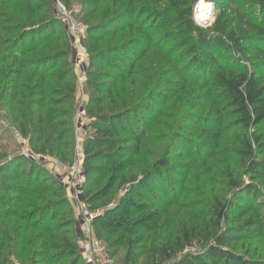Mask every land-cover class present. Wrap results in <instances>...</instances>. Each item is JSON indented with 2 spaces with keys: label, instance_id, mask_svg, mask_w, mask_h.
<instances>
[{
  "label": "trees",
  "instance_id": "16d2710c",
  "mask_svg": "<svg viewBox=\"0 0 264 264\" xmlns=\"http://www.w3.org/2000/svg\"><path fill=\"white\" fill-rule=\"evenodd\" d=\"M206 1L217 13L201 27L198 0H76L92 129L83 203L103 210L91 224L113 264H264L236 249L264 240V0ZM60 24L52 0H0V111L34 154L73 164L78 81ZM181 143L211 183L214 165L226 172L230 198L176 228ZM43 175L31 157L0 151V264H86L68 192ZM194 241L204 244L185 251Z\"/></svg>",
  "mask_w": 264,
  "mask_h": 264
},
{
  "label": "rangeland",
  "instance_id": "374dc122",
  "mask_svg": "<svg viewBox=\"0 0 264 264\" xmlns=\"http://www.w3.org/2000/svg\"><path fill=\"white\" fill-rule=\"evenodd\" d=\"M206 1V0H204ZM198 2L194 5L192 9V17H194L195 8L197 7ZM52 4L54 7V12L57 15L58 7L62 8L64 15L60 18L58 15L57 17L61 20L62 24L58 26L61 33H66L69 41H70V49L68 53V59L73 67L74 75L77 79H79V84L76 86V111L74 114V129L75 133L77 134L74 138V145H75V152L77 149L82 150V145L84 142V136H87L92 133V129L88 127V118L84 114L85 105L89 96L90 88L86 84V67L88 65L89 56L85 49V37H86V26L83 24L82 20L80 19V12L81 8L76 0H69V5H64L61 0H52ZM217 13L213 10V14ZM75 22L77 25V32L74 34L70 33L69 24L70 22ZM203 27L208 26V24H202ZM64 30H63V29ZM226 58V56H225ZM262 61V60H261ZM260 60H256L254 63L261 67L262 63ZM260 75L261 70L258 71ZM161 105L158 106V110H160ZM164 106H162V110ZM176 123V122H175ZM187 123V122H185ZM235 131L238 132L239 128H235ZM229 140L226 138V141ZM181 154L178 156H174L172 158L173 162L180 161V164L175 166L171 171L170 178L175 179L177 184L175 186L176 195L179 199V205L173 208L171 217L174 220V225L178 228L183 221V218L192 223V218L196 214H200V212L205 213L211 206L215 204V196L217 197H224L230 198V191L228 186L224 184L226 181L224 174L226 173L223 171L222 168L217 167L216 165L213 166L214 171V181L217 183H211L210 175L206 174V166L204 167H194L191 170V161L189 157H186V152L191 149L190 144H183L181 143L180 146ZM0 151L4 154L9 156L13 154H23L29 157H32L34 161L40 163L42 167L49 172V175H43L45 177L46 183L54 178L55 182L59 183L60 185L65 187V183L70 179L71 175V167L73 164L68 163H61L55 157L49 155H39L34 154L31 147L28 145L27 139L22 137L19 132L13 127L11 123L4 118V112L0 111ZM195 149H191V153H194ZM190 153V154H191ZM220 159L229 160L227 157L224 159L223 156H220ZM264 160V156H262ZM190 162H189V161ZM188 161V162H187ZM232 165L235 164V159L232 161ZM24 163V162H22ZM60 164L66 165L67 170H63L60 167ZM25 164H23L24 166ZM198 165V164H197ZM212 165V164H210ZM232 166V167H233ZM234 168V167H233ZM236 171L237 169L234 168ZM52 177V178H51ZM182 182V187L180 188L179 184ZM66 188V187H65ZM181 189V190H180ZM67 190V188H66ZM262 196L259 198L261 201L264 202V189H262ZM68 192V190H67ZM66 193V192H65ZM84 193V189L82 190V196ZM139 194V190L134 194L137 196ZM67 195V194H66ZM69 197V195H67ZM166 198V197H165ZM136 200L139 198L135 197ZM70 201V199H69ZM262 202V203H263ZM73 203L70 201L69 207L73 211ZM108 205L106 208L110 207ZM102 210V209H101ZM103 211V210H102ZM99 209L93 211L91 213L95 216L98 213H101ZM262 213L264 214V205L262 208ZM224 216V211L221 214V218ZM206 228V230H205ZM207 230V224L201 222L199 224L198 233H204ZM78 237V236H77ZM204 243L194 241V245L191 248H187L185 251H194L199 249ZM236 249L243 254H248L250 256H254L260 259H264V240L262 239H243L236 243ZM123 255V252H120ZM6 264L10 262L13 264H19L15 262L12 257L9 258ZM84 264V263H81Z\"/></svg>",
  "mask_w": 264,
  "mask_h": 264
},
{
  "label": "built area",
  "instance_id": "2783aa9c",
  "mask_svg": "<svg viewBox=\"0 0 264 264\" xmlns=\"http://www.w3.org/2000/svg\"><path fill=\"white\" fill-rule=\"evenodd\" d=\"M196 9L197 7L195 8V11ZM210 10L211 13L207 14L205 20L198 21L196 18V13H194V17H193L194 22L201 27H203L202 24L209 25L214 10L213 5L210 8ZM57 15L60 18L62 17V15H64L62 8L58 7ZM69 29H70V33L72 34L77 32L76 23L73 21L70 22ZM77 81L79 84L80 83L79 79H77ZM83 157L84 155L82 150L77 149L74 157V162L71 167L70 179L65 183V187L68 190L69 199L73 203L72 205L76 216V222L78 223L77 227L79 230L78 240H79L80 252L86 264H113V259L110 257L105 244L97 240L94 236V232L91 224L94 215L91 213V211H89V209L83 203L82 190H83V184L85 182V174L82 167ZM60 167L63 170L68 169L66 165L60 164Z\"/></svg>",
  "mask_w": 264,
  "mask_h": 264
},
{
  "label": "bare ground",
  "instance_id": "6f19581e",
  "mask_svg": "<svg viewBox=\"0 0 264 264\" xmlns=\"http://www.w3.org/2000/svg\"><path fill=\"white\" fill-rule=\"evenodd\" d=\"M212 7L211 3H208L207 1H202L200 0V2L197 5V9L195 11L196 13V18L197 20H205L207 17V14L211 13L210 8Z\"/></svg>",
  "mask_w": 264,
  "mask_h": 264
},
{
  "label": "water",
  "instance_id": "95a60500",
  "mask_svg": "<svg viewBox=\"0 0 264 264\" xmlns=\"http://www.w3.org/2000/svg\"><path fill=\"white\" fill-rule=\"evenodd\" d=\"M82 199H83V196H82ZM221 214H222V210L219 212V215H218V218L221 219ZM77 222H75V227H76V232H77V236L79 235V230H78V227H77Z\"/></svg>",
  "mask_w": 264,
  "mask_h": 264
}]
</instances>
